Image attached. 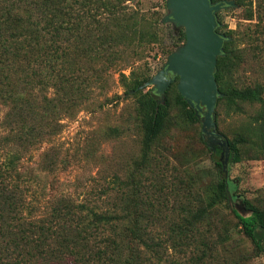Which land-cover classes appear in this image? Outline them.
Returning <instances> with one entry per match:
<instances>
[{
  "label": "trees",
  "instance_id": "16d2710c",
  "mask_svg": "<svg viewBox=\"0 0 264 264\" xmlns=\"http://www.w3.org/2000/svg\"><path fill=\"white\" fill-rule=\"evenodd\" d=\"M232 1L243 9L242 19L257 14V23L264 21V0ZM162 18L160 11L143 10L135 0H0V264H157L159 248L168 241L177 245V238L195 242L199 227L215 224L214 212L222 205L254 255H264V207L247 200L242 209L230 207L225 177L205 187L198 206L184 210L183 224L169 226L168 240L154 242L152 233L165 214L163 201L155 202L142 180L152 151L174 127V118L179 126L202 125L196 109L179 94L178 78L157 94L151 87L140 89L150 74L119 72L125 94L135 100L141 138L134 167L124 179L114 176V198L106 206L68 195L43 199L48 175L62 171L56 149L42 153L39 173L24 167L22 160L35 147L59 133L62 117L93 99L94 87L103 93L109 72L130 67L134 62L129 59L146 58L154 45L161 46ZM217 32L223 31L217 27ZM228 34L231 39L223 43L214 73L221 96L212 132L221 112L246 114L231 138L223 136L227 163L264 160V83L242 86L236 77L249 58L239 45L252 32ZM184 42L180 28L163 52L169 54ZM92 63L98 68H87ZM199 139L207 147L202 129ZM219 152L225 156L222 148ZM214 163L223 168L220 160ZM201 245L208 253L199 248L202 253L191 264H205L206 255L211 256L209 246Z\"/></svg>",
  "mask_w": 264,
  "mask_h": 264
},
{
  "label": "rangeland",
  "instance_id": "374dc122",
  "mask_svg": "<svg viewBox=\"0 0 264 264\" xmlns=\"http://www.w3.org/2000/svg\"><path fill=\"white\" fill-rule=\"evenodd\" d=\"M136 1L143 10L160 11L163 18L169 14L166 0ZM133 3L134 1L130 4ZM255 4L256 2L254 7ZM229 8L217 13L219 27L223 31L221 33L231 39L229 32L239 31L241 34L248 28L252 32L251 38L244 39L239 45L246 48L249 58L236 74L237 80L242 86L255 82L264 83V21L258 24L257 14L253 19L244 20L242 8ZM262 16L264 17V12ZM163 18L161 23L165 33L161 46L154 45L146 53V58L129 59L134 62L130 67L109 72L103 93L99 94V89L94 87L93 99L75 107L71 115L62 117L59 133L35 147L22 160L25 168L39 173L36 165L42 153L53 152L50 150L54 149L59 151L63 162L62 171L48 175L43 199L54 195H68L80 203L90 200L106 206L104 204L114 198V190L111 189L115 187L114 176L124 179L134 167L139 156L141 138L136 119V103L134 98L125 94L124 87L119 82V72L126 76L132 72L133 76L150 74L152 77L163 67L170 55L163 50L176 38L177 30L180 29L172 22L163 21ZM182 45L183 43L178 47ZM87 68L97 69L98 65L92 63ZM147 87L155 90L153 85ZM51 96V92H47V97ZM252 112V109H247V114ZM245 116L246 114L240 117L228 116L221 112L216 131L208 129L211 133L206 135L207 147L199 139L201 124L179 126L174 123V118V127L160 138L151 154V167L142 177L143 182L149 186L150 194L157 199L155 202L161 200L164 204L161 215L165 214V220L152 233L154 242L163 243L168 238L172 223H184V210L188 206L200 204L198 200L205 187L224 177L228 184L230 207L242 209L244 200L252 204L261 203L264 207V160L224 164L225 156L219 152L222 148L226 153L223 136L231 138L239 120ZM208 138L212 141L208 142ZM216 160L222 162V169L215 166ZM103 190L105 195L101 193ZM111 195L113 197L108 198ZM214 213L215 224L200 226V232L194 235L195 242L187 244L177 238L178 244L173 245L168 241L167 247L164 245L158 249L159 257L155 262L191 264L192 258L201 255L200 249L208 253L201 245L202 241L211 251V256L207 254L204 258L205 264H264V255H254L252 245L231 219L230 210L222 205Z\"/></svg>",
  "mask_w": 264,
  "mask_h": 264
},
{
  "label": "water",
  "instance_id": "95a60500",
  "mask_svg": "<svg viewBox=\"0 0 264 264\" xmlns=\"http://www.w3.org/2000/svg\"><path fill=\"white\" fill-rule=\"evenodd\" d=\"M166 7L169 14L163 21L183 29L185 42L170 53L163 67L140 89L153 85L156 92L162 94L178 78L177 90L198 112L205 138L211 133L208 129L214 130L213 115L221 96L214 77L217 58L223 54V43L230 39L217 32L216 15L225 8L237 6L232 0L215 3L210 0H166ZM227 151L225 147L224 164Z\"/></svg>",
  "mask_w": 264,
  "mask_h": 264
},
{
  "label": "flooded vegetation",
  "instance_id": "af4514ba",
  "mask_svg": "<svg viewBox=\"0 0 264 264\" xmlns=\"http://www.w3.org/2000/svg\"><path fill=\"white\" fill-rule=\"evenodd\" d=\"M210 141H212V139L211 138H208V142H210Z\"/></svg>",
  "mask_w": 264,
  "mask_h": 264
}]
</instances>
